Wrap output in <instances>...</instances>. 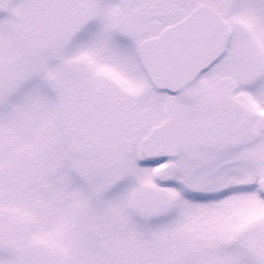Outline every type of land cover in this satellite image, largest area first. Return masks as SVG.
I'll list each match as a JSON object with an SVG mask.
<instances>
[{"label": "snow or ice", "instance_id": "6c2138e0", "mask_svg": "<svg viewBox=\"0 0 264 264\" xmlns=\"http://www.w3.org/2000/svg\"><path fill=\"white\" fill-rule=\"evenodd\" d=\"M0 264H264V0H0Z\"/></svg>", "mask_w": 264, "mask_h": 264}]
</instances>
